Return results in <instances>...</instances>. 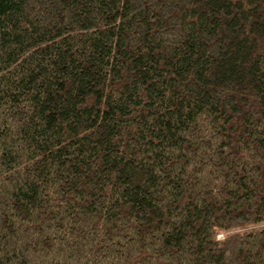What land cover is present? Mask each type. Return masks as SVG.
Listing matches in <instances>:
<instances>
[{
    "label": "trees",
    "instance_id": "16d2710c",
    "mask_svg": "<svg viewBox=\"0 0 264 264\" xmlns=\"http://www.w3.org/2000/svg\"><path fill=\"white\" fill-rule=\"evenodd\" d=\"M0 264H264V0H0Z\"/></svg>",
    "mask_w": 264,
    "mask_h": 264
}]
</instances>
